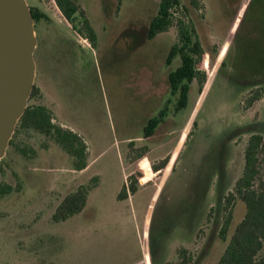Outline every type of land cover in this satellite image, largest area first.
<instances>
[{
  "label": "rangeland",
  "instance_id": "rangeland-1",
  "mask_svg": "<svg viewBox=\"0 0 264 264\" xmlns=\"http://www.w3.org/2000/svg\"><path fill=\"white\" fill-rule=\"evenodd\" d=\"M27 1L48 15L36 21L40 93L29 104L47 106L55 123L77 132L88 157L78 171L52 137L16 129L0 163V188H12L0 194V264H160L177 261L182 247L190 264H217L229 241L220 235L222 196L243 171L251 134L264 135V0H181L171 27L152 39L161 0H78L96 32L86 41L84 16L70 22L54 1ZM179 20L203 45L207 81L201 91L195 80L176 112L169 74L181 60L166 58ZM255 90L262 96L248 106ZM163 109L165 120L144 137ZM177 147L175 170L118 198L126 173ZM95 176L88 206L54 221L64 197ZM245 213L237 198L228 236Z\"/></svg>",
  "mask_w": 264,
  "mask_h": 264
},
{
  "label": "trees",
  "instance_id": "trees-1",
  "mask_svg": "<svg viewBox=\"0 0 264 264\" xmlns=\"http://www.w3.org/2000/svg\"><path fill=\"white\" fill-rule=\"evenodd\" d=\"M49 1H54L70 22L75 20L77 14L84 16V27L89 31L86 39L96 38L95 29L78 0ZM191 2L198 6V0H191ZM182 8L184 7L181 0H161L158 13L149 25L148 37L152 39L159 33L167 31L174 22V9ZM31 9L36 21L48 18V15L39 7H31ZM193 33L194 31L189 30L183 20H179V41L171 47L166 58L168 65L172 64L177 57L181 60L180 65L169 74L171 92L179 93L175 104L176 112L188 106L191 84L197 80L202 91L207 81L206 52L201 41L196 39ZM39 93L40 89L35 85L30 99L38 96ZM261 96L259 90L253 91L247 98L248 106H252ZM166 114V109H163L149 119L144 128V137L148 138L155 133L157 127L165 120ZM54 118L52 110L47 106L29 104L18 122L17 129L32 128L52 137L67 153L75 157V169L83 170L87 165V143L77 132L55 123ZM181 152L182 149L177 147L157 162L134 171L129 175L128 182L118 198L126 199L141 185L152 182L158 175L175 170ZM98 179V176H95L90 184H81L75 191L67 194L53 214V220L64 221L82 212L87 205L90 190L97 185ZM11 189L9 185L3 186L0 188V194L7 193ZM237 198L244 201L246 213L228 236L232 208ZM222 203L225 221L220 229V235L229 241L217 264H264V255H261L264 249V135L262 133H253L249 137L244 153L242 174L235 182L233 189L222 196ZM178 255L177 261L165 264H190L193 259L191 252L184 247L178 250Z\"/></svg>",
  "mask_w": 264,
  "mask_h": 264
},
{
  "label": "water",
  "instance_id": "water-1",
  "mask_svg": "<svg viewBox=\"0 0 264 264\" xmlns=\"http://www.w3.org/2000/svg\"><path fill=\"white\" fill-rule=\"evenodd\" d=\"M36 20L27 0H0V163L37 77Z\"/></svg>",
  "mask_w": 264,
  "mask_h": 264
},
{
  "label": "crops",
  "instance_id": "crops-1",
  "mask_svg": "<svg viewBox=\"0 0 264 264\" xmlns=\"http://www.w3.org/2000/svg\"><path fill=\"white\" fill-rule=\"evenodd\" d=\"M86 40H87V39L85 38V41H86ZM228 164H229V163H228ZM241 174H242V173H241ZM129 175H130L129 172L125 174V180H126V182H127V180H128L127 178H128ZM222 176H224V178H225V182H226V180H228V185H227V187H228L229 185H231V180H230V179H231V176H232V167H231V165H230V166H229V165L227 166V169H225V171L222 173ZM240 176H241V175H240ZM240 176H239V177H240ZM236 181H237V180H236ZM236 181H235V182H236ZM235 182H234L233 184H235ZM227 187H226V188H227ZM228 188H229V187H228ZM89 194H90V193H89ZM88 200H89V197H88ZM88 204H89V203L87 202L86 207L88 206ZM86 207H85V208H86ZM85 208H84V209H85ZM148 264H150V262H149ZM160 264H165V263H160Z\"/></svg>",
  "mask_w": 264,
  "mask_h": 264
}]
</instances>
